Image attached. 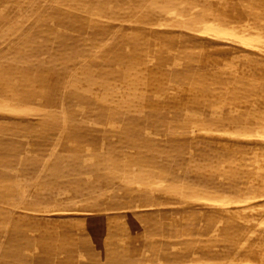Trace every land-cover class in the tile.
<instances>
[{
    "label": "rangeland",
    "instance_id": "rangeland-1",
    "mask_svg": "<svg viewBox=\"0 0 264 264\" xmlns=\"http://www.w3.org/2000/svg\"><path fill=\"white\" fill-rule=\"evenodd\" d=\"M0 264H264V0H0Z\"/></svg>",
    "mask_w": 264,
    "mask_h": 264
},
{
    "label": "bare ground",
    "instance_id": "bare-ground-1",
    "mask_svg": "<svg viewBox=\"0 0 264 264\" xmlns=\"http://www.w3.org/2000/svg\"><path fill=\"white\" fill-rule=\"evenodd\" d=\"M56 163H57V162H56ZM54 164H55V163H54ZM71 164H72V163H71ZM56 165L58 166V164H56ZM57 166H56V167H57ZM53 167L55 168V166H53ZM58 168H59V167H58ZM58 168H57V169H58ZM72 168H73V166H72ZM72 168H70V169L67 168V169H68V171H69V170H72ZM73 169H74V168H73ZM61 170L65 172V168L63 169V167H62ZM61 170H60V172H62ZM56 171H57V170L55 169V172H56ZM58 171H59V169H58ZM58 171H57L56 173H58ZM66 171H67V170H66ZM72 171H73V170H72ZM72 171H71V172H72ZM69 174H70V171H69ZM71 174H72V173H71ZM57 175H58V174H57ZM64 175H65V174H64Z\"/></svg>",
    "mask_w": 264,
    "mask_h": 264
}]
</instances>
